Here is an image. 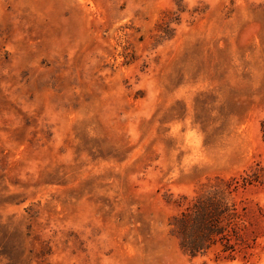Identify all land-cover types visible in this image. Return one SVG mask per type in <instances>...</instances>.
<instances>
[{
    "label": "rangeland",
    "instance_id": "obj_1",
    "mask_svg": "<svg viewBox=\"0 0 264 264\" xmlns=\"http://www.w3.org/2000/svg\"><path fill=\"white\" fill-rule=\"evenodd\" d=\"M227 183L234 259L191 257ZM0 264H264V0H0Z\"/></svg>",
    "mask_w": 264,
    "mask_h": 264
},
{
    "label": "trees",
    "instance_id": "obj_2",
    "mask_svg": "<svg viewBox=\"0 0 264 264\" xmlns=\"http://www.w3.org/2000/svg\"><path fill=\"white\" fill-rule=\"evenodd\" d=\"M215 187L191 199L182 197L183 210L172 218L170 226L180 240L182 250L191 257L219 249L226 259H234L240 245V214L231 198L230 186Z\"/></svg>",
    "mask_w": 264,
    "mask_h": 264
}]
</instances>
